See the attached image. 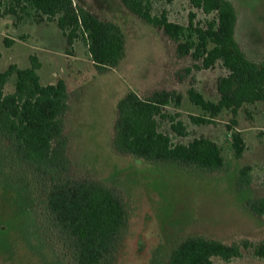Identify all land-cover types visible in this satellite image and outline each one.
Here are the masks:
<instances>
[{"label":"rangeland","instance_id":"374dc122","mask_svg":"<svg viewBox=\"0 0 264 264\" xmlns=\"http://www.w3.org/2000/svg\"><path fill=\"white\" fill-rule=\"evenodd\" d=\"M103 21L117 24L125 37V58L115 69L98 73L82 40L68 45L55 23H17L11 16L0 20V71L15 64L30 67L29 57L41 64L42 85L63 80L69 95L64 133L68 140L67 177L95 181L116 189L127 210V228L116 254L104 264H167L171 251L189 237L215 239L224 244L247 240L264 242V217L254 216L249 200L264 197V102L242 106L232 116L223 111L213 123L193 124L190 116H203L187 97L190 88L212 102L219 99L216 80L227 71L220 62L198 69L191 56L179 57L176 45L162 29L145 23L119 0H74ZM153 16L164 14L186 27L190 14L204 25L213 14L193 8L189 0H148ZM236 12L235 40L246 57L264 61V0H228ZM10 42L5 45L4 42ZM14 77L5 91L13 90ZM156 90H175L179 107L163 110L185 128L181 137L160 121V131L173 144L206 138L223 156L220 170L205 172L171 163L148 162L121 155L112 148L116 105L128 92L147 98ZM233 121L235 123L233 124ZM231 128V131L228 130ZM239 132L244 150L234 155L232 134ZM0 147V264H74L70 251L59 240L45 211L43 182L9 157ZM250 167L249 183L239 173ZM213 264H264L252 249L242 256Z\"/></svg>","mask_w":264,"mask_h":264},{"label":"trees","instance_id":"16d2710c","mask_svg":"<svg viewBox=\"0 0 264 264\" xmlns=\"http://www.w3.org/2000/svg\"><path fill=\"white\" fill-rule=\"evenodd\" d=\"M125 9L145 23L163 30L176 45L179 57L191 56L200 62L198 69H210L217 62L227 71L216 80L217 102L205 99L190 88L191 104L205 113L190 116L195 125L211 124L223 111L235 116L244 105L264 102V61L256 63L246 57L235 40L236 12L228 0H189L193 8L205 15L213 14L204 25L194 22L190 14L186 27L170 22L164 14L153 16L148 0H119ZM11 16L17 23H55L68 45L82 40L98 73L115 69L125 58V37L121 28L96 17L73 0H0V18ZM7 45L10 42H4ZM30 67L10 65L0 71V147L9 157L29 169L43 182L45 211L57 237L70 251L74 264H104L117 252L122 233L127 228V210L123 196L95 181H75L67 177L68 140L64 133V116L69 110L66 84L42 85L37 71V57H29ZM14 77L13 90L5 87ZM182 96L175 90H156L147 98L126 93L116 105L112 148L121 155H132L148 162L171 163L205 172L220 170L223 156L217 144L195 138L188 144H173L160 131V121L169 120L171 130L185 136V128L164 108L179 107ZM235 121H233V124ZM231 131V128L228 127ZM235 157H241L244 142L239 132L232 134ZM250 167L239 175L249 183ZM249 211L264 217V197L249 200ZM252 249L264 259V242L247 240L224 244L215 239L189 237L170 253L167 264H213L238 259L242 250Z\"/></svg>","mask_w":264,"mask_h":264},{"label":"crops","instance_id":"0c3cea01","mask_svg":"<svg viewBox=\"0 0 264 264\" xmlns=\"http://www.w3.org/2000/svg\"><path fill=\"white\" fill-rule=\"evenodd\" d=\"M74 1V0H73ZM74 3H76L75 1H74ZM78 4H80V5H82L81 3H78ZM82 6H84L86 9H88L91 13H93L92 11H91V9L89 8V7H87L86 5H82ZM96 16V15H95ZM97 17V16H96ZM5 17H3V18H0V20H3Z\"/></svg>","mask_w":264,"mask_h":264}]
</instances>
